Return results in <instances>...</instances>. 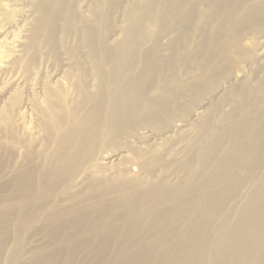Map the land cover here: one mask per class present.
I'll use <instances>...</instances> for the list:
<instances>
[{
    "label": "bare ground",
    "instance_id": "obj_1",
    "mask_svg": "<svg viewBox=\"0 0 264 264\" xmlns=\"http://www.w3.org/2000/svg\"><path fill=\"white\" fill-rule=\"evenodd\" d=\"M247 32L264 0H0V260L31 233L53 251L25 264L87 245L96 264H264V76L242 64L264 57ZM45 56H68L63 82L24 102ZM27 109L39 132L17 123Z\"/></svg>",
    "mask_w": 264,
    "mask_h": 264
},
{
    "label": "rangeland",
    "instance_id": "obj_2",
    "mask_svg": "<svg viewBox=\"0 0 264 264\" xmlns=\"http://www.w3.org/2000/svg\"><path fill=\"white\" fill-rule=\"evenodd\" d=\"M133 2L135 0H129V3L130 2ZM18 15V14H16ZM208 15V13H207ZM17 18H14L12 22H10L11 26H12V23H15L13 24L15 28L12 29L13 33H17L20 32V33H17L21 36V33L23 32V28H22V25L24 24L23 22H26L28 17L27 16H15ZM22 17V18H21ZM27 17V18H26ZM21 18V19H20ZM15 19H17L18 21L15 22ZM26 19V20H25ZM21 20V22H20ZM25 20V21H24ZM119 22H120V26H124L126 24L125 20L123 18H120V19H117V24L119 25ZM21 23V24H20ZM23 23V24H22ZM21 25V26H20ZM8 26V25H7ZM13 27V26H12ZM21 27V28H20ZM18 29V30H17ZM22 29V30H20ZM16 30V31H15ZM16 34V35H17ZM23 34V33H22ZM175 34H178V32H175ZM248 32L245 34V36L243 37L245 41H243V46L245 49H252V52L255 51L257 49L258 46H256L255 44H257L258 42L260 43L259 47H262L260 48L259 50L261 51H257V52H262L261 54V57H264V32L261 34H253L252 36L255 37L254 39L251 38V41H247L246 38H250ZM114 35V34H113ZM111 36V41L110 43L111 44H115L117 42V40L120 38V35H114V36ZM164 35V34H163ZM18 36V35H17ZM19 36V37H20ZM163 38V37H162ZM161 38V39H162ZM161 46L163 48V52L165 55H168L169 54V47H168V43L167 41H165L164 39L161 40ZM196 42H199L201 44V41L196 39ZM68 43H73L72 41H68ZM263 43V44H262ZM194 46H195V43H194ZM66 49H63L62 52H65ZM263 55V56H262ZM79 56L81 57L80 60L83 61V63L87 60L84 59V57L86 58V56H83L82 53L79 54ZM68 56H62V60H60L59 62L56 61L52 56H45L44 57V60H42V64L41 66L39 67V69L37 68L36 71L38 70L39 73H37V76H36V79H35V76H32L29 78H27L26 83L29 85V82L28 80H32V82H30V86H32V83L34 84V89H32V87H29V86H23L20 90L22 91L21 94H22V97H23V101L26 102L28 99V97L32 96L34 93H37V94H40L41 93V90H37V87L38 89H42V87L38 86V82L41 80V82H46V80L48 79V81H57L58 79L61 80L62 77H64L63 74H61V72L64 70H66L64 68V66H67L69 65V61L66 59ZM263 59V60H262ZM259 62L257 63H249V62H245V63H242L243 64V70L246 72L247 76L249 75L250 76V79L252 80L253 78H256L257 76H259L260 78H262L264 76V70H262L261 67H264V58H262ZM238 58L237 57H234L233 59H230L229 62H224L222 64V68H221V72L223 73L225 71V67L226 65L229 63V64H232V65H235V63L237 62ZM65 64V65H63ZM63 67H62V66ZM253 65V66H252ZM258 65V66H257ZM63 68V69H61ZM234 70V69H233ZM262 70V71H260ZM57 71V72H56ZM55 72V73H54ZM62 72V73H63ZM252 72V73H251ZM41 73V74H40ZM58 73V74H57ZM55 74V75H53ZM194 74H199V69L197 68L196 71L194 72ZM227 74V73H226ZM253 74V75H252ZM40 75V77H39ZM57 75V76H56ZM61 75V78H59ZM244 75V74H243ZM54 78V79H53ZM58 78V79H57ZM26 79V78H25ZM35 80V81H34ZM63 80V79H62ZM61 80V81H62ZM35 83H34V82ZM37 81V82H36ZM161 81V79L159 80V82ZM41 82H39L41 84ZM63 82V81H62ZM214 82L213 81H209L208 82V85H211L213 84ZM42 85V84H41ZM37 86V87H36ZM26 87V88H25ZM36 87V88H35ZM29 88V89H28ZM31 88V89H30ZM175 88V85H171L170 86V89H174ZM7 88H2L1 90L3 92H1L0 90V101L3 102L1 105H0V108H3L5 105L4 103L7 102V98L9 97V95H7V98H6V90ZM27 91H26V90ZM6 90V91H5ZM30 90V91H29ZM32 90H37L35 92H33ZM29 91V92H28ZM31 91L33 93H31ZM5 92V93H4ZM27 92V93H26ZM25 93V94H24ZM29 93V95H28ZM3 96H2V95ZM27 95V96H26ZM6 98V99H5ZM26 98V99H25ZM5 99V100H4ZM5 101V102H4ZM22 101V103H23ZM3 105V106H2ZM30 108V107H29ZM25 113H23V117L24 118H20L19 120H17V123L20 124V122H23L20 124L21 126L23 127H28L29 129H33L35 132H39V127H36V123L34 124L35 122V117L33 115V112L31 111V109H27V110H24ZM28 112V113H27ZM31 112V114H30ZM34 118V119H33ZM29 119V120H28ZM29 124V125H28ZM33 127V128H32ZM3 138H4V135L3 133L0 132V142L3 141ZM117 162V161H116ZM119 163V162H118ZM134 167V166H133ZM136 168V167H135ZM134 169V168H132ZM137 172V171H136ZM9 195L8 194H0V198L3 199V198H7ZM3 219V214L0 213V221ZM11 230V226L9 227L8 231ZM25 235L27 237H21V239L19 238V240H16L15 243H14V240H12V236L8 239V243L6 245H4V253L3 255L1 256V258L3 260H0V264H7L8 261H9V258H10V253L13 249H19L20 250V254L18 256V262L21 263V264H25L26 262H31V261H35L37 259V256L40 255V254H48L50 252L53 251V247L52 245H49L47 242H44L43 239H40V238H36V237H32L30 236V234L28 233H25ZM67 247L65 248L66 250L68 251H73V248H72V245L70 244H65ZM77 245V244H76ZM79 249L78 251L81 253L79 256H76V255H71L70 258L68 259V261L66 262L67 264H96L93 260L94 258V255L95 253L101 251V247H98L96 245H91V246H86V247H81V246H78ZM93 253V255H92ZM76 259V260H75ZM43 264H51L50 262L48 261H45Z\"/></svg>",
    "mask_w": 264,
    "mask_h": 264
}]
</instances>
